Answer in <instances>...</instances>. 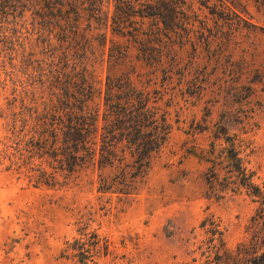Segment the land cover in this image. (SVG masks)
Returning <instances> with one entry per match:
<instances>
[{"label":"rangeland","instance_id":"obj_1","mask_svg":"<svg viewBox=\"0 0 264 264\" xmlns=\"http://www.w3.org/2000/svg\"><path fill=\"white\" fill-rule=\"evenodd\" d=\"M229 6L228 16L198 11L200 22L173 74L175 99L166 108L172 131L130 196L98 192L92 168L64 180L57 159L36 149L25 132L17 134L16 118L35 109L42 114L55 102L47 79L51 52L46 29L30 12L0 14V264H78L62 251L81 238L83 226L108 245L97 264L188 262L198 257L193 250L205 238L199 225L209 215L220 220L230 251L248 240L254 204L243 194L208 199L207 166L190 154L207 148L213 125L244 123L251 167L264 182V0ZM111 38L124 42L109 30L106 53L101 56L97 38L88 64L100 89ZM178 72L185 75L181 86ZM40 174L49 185L36 181Z\"/></svg>","mask_w":264,"mask_h":264},{"label":"trees","instance_id":"obj_2","mask_svg":"<svg viewBox=\"0 0 264 264\" xmlns=\"http://www.w3.org/2000/svg\"><path fill=\"white\" fill-rule=\"evenodd\" d=\"M238 3L241 0H0V14L30 12L39 19L51 52L47 79L55 102L42 114L35 109L28 118H16L14 123L21 121L17 134L25 132L23 137L36 140V149L57 159L64 180L92 168L98 172V192L132 195L172 131L166 108L175 99L173 74L181 49L192 41L200 22L198 11L228 16L234 14L229 5ZM206 24L202 21L201 29ZM109 30L124 42L109 39L107 75L100 89L88 64L97 38L98 51L106 53ZM178 73L181 86L185 75ZM245 125H213L207 148L190 154L207 166L208 199L243 194L254 204L248 240L230 251L220 220L209 215L199 225L205 238L194 244L198 257L173 264H264V182H258L251 167L253 150ZM196 127L192 129L208 130ZM44 175L36 181L44 179L47 185L49 177ZM78 233L81 238L66 242L62 257L97 264L108 245L86 226Z\"/></svg>","mask_w":264,"mask_h":264}]
</instances>
